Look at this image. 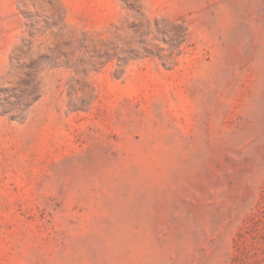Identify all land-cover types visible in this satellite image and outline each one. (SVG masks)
<instances>
[{"label": "rangeland", "instance_id": "obj_1", "mask_svg": "<svg viewBox=\"0 0 264 264\" xmlns=\"http://www.w3.org/2000/svg\"><path fill=\"white\" fill-rule=\"evenodd\" d=\"M0 264H264V0H0Z\"/></svg>", "mask_w": 264, "mask_h": 264}]
</instances>
